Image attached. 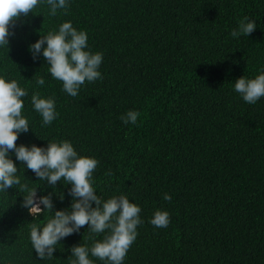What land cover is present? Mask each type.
Returning <instances> with one entry per match:
<instances>
[{
  "label": "trees",
  "instance_id": "obj_1",
  "mask_svg": "<svg viewBox=\"0 0 264 264\" xmlns=\"http://www.w3.org/2000/svg\"><path fill=\"white\" fill-rule=\"evenodd\" d=\"M244 17L256 30L232 38ZM69 20L104 54L102 79L77 97L29 51ZM10 31L0 75L28 90L32 130L16 143L70 140L100 161L93 179L102 199L123 194L142 208L124 264H264V98L247 104L233 90L237 78L264 70V0H71L67 14L52 17L38 5ZM34 91L55 97L59 116L47 127L32 108ZM129 110L141 113L136 125L120 119ZM16 163L35 199L48 196L53 213L70 209V185H51ZM26 195L16 185L0 193V264H69L71 247L91 246L85 225L60 241L52 260H39L30 226L50 214L32 217L21 206ZM157 209L170 213L167 228L150 223Z\"/></svg>",
  "mask_w": 264,
  "mask_h": 264
},
{
  "label": "clouds",
  "instance_id": "obj_2",
  "mask_svg": "<svg viewBox=\"0 0 264 264\" xmlns=\"http://www.w3.org/2000/svg\"><path fill=\"white\" fill-rule=\"evenodd\" d=\"M70 3L71 0H0V49H8L9 37L14 35L10 28L21 16L26 17L42 4L47 5L49 16L55 17L60 10L67 14ZM255 30L256 22L244 17L230 35L238 39L242 35L249 36ZM40 37L29 46V51L34 60L37 56L43 57L51 77L62 83V90L67 95L77 97L86 82L102 79L99 69L104 54L90 49L85 30H78L69 20L60 24L57 30ZM45 83L44 77H37L38 87H43ZM233 90L245 103L256 104L264 98V70L254 78L243 75L237 78ZM28 96V90L21 87L17 80L0 75V193H7L14 185L19 186L22 192L27 193L21 206L32 217H39L44 212L50 214L43 225L31 224L32 249L39 260H52L60 241L87 225L92 244L71 247L69 264H95L90 257L103 264H124L139 234L138 227L143 223L140 216L142 208L123 194L102 199L97 194L93 179L100 161L94 156L80 155L70 140H51L40 147L35 144L17 145L20 135L31 130L30 121L24 114L23 98ZM31 104L42 118L44 127L51 125L59 116L55 97H43L34 91ZM140 116L139 111L129 110L120 119L125 125H136ZM13 156L39 180H47L51 185L63 180L65 185H70V209L53 213V204L48 196H41L39 201L35 199L36 188L22 183ZM163 199L170 201L172 197L165 193ZM150 223L155 228H167L171 223L170 213L157 209ZM100 235L103 238L96 239Z\"/></svg>",
  "mask_w": 264,
  "mask_h": 264
}]
</instances>
